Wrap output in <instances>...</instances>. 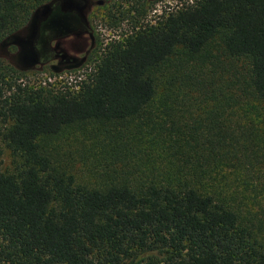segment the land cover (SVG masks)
Listing matches in <instances>:
<instances>
[{
  "label": "trees",
  "instance_id": "1",
  "mask_svg": "<svg viewBox=\"0 0 264 264\" xmlns=\"http://www.w3.org/2000/svg\"><path fill=\"white\" fill-rule=\"evenodd\" d=\"M49 1L0 0V42ZM161 1L104 0L133 29L78 91L0 55V137L18 158L0 163V264H264V0H179L140 24ZM220 31L247 86L197 58ZM86 122L120 126L94 187L42 145Z\"/></svg>",
  "mask_w": 264,
  "mask_h": 264
},
{
  "label": "rangeland",
  "instance_id": "2",
  "mask_svg": "<svg viewBox=\"0 0 264 264\" xmlns=\"http://www.w3.org/2000/svg\"><path fill=\"white\" fill-rule=\"evenodd\" d=\"M179 3V0H162L156 4L148 12L147 17L144 20H140L139 23L146 24L150 21L154 23L164 11L175 8ZM107 5L108 3H105L104 0H88L90 11L88 17L85 19L87 27L92 31V38L85 36L84 39L87 41L86 53L76 55V61L72 63V65L79 63L77 67L60 69V74L66 73L67 75L66 87L68 88L70 86L73 87L81 80L85 79L94 68L95 61L107 46L123 39L132 32L133 23H131L130 20H125L126 17L123 14H116L115 17L119 18L113 22V25L110 24V20L106 16ZM114 5L118 6L119 4L115 3ZM38 8L39 7H36L32 11L27 24L24 29L21 30L22 32L30 28L29 25L33 17L32 15H34ZM123 8V11L127 10V5H123ZM129 16L131 17L130 14L127 17ZM140 24H138V26H140ZM22 35L21 32H17L5 37L0 42V55L7 63L17 69V63L19 62L17 60L18 48L12 42L15 41L16 37ZM75 43L77 46L81 42L76 41ZM173 57H176L177 60L185 58L180 52ZM197 58L217 62L224 71L226 81H234L241 87L247 86V60L245 58L232 57L227 53L223 31L218 32L213 37L206 49L199 54ZM27 71L33 72V74L29 75V79L32 83H35V85L43 86L46 85L44 83L50 84L48 77L52 78L54 75L52 69L48 65L36 64L32 69ZM54 87L57 88V86ZM117 128H120V126L100 122H86L74 125L65 129L57 136L42 139L43 149L45 153L49 155L52 161V167L55 170H61L68 174H72L77 181L92 187L101 183H109V177L106 178L104 174V159L113 141H115L118 136V132L115 130ZM0 153L2 169L5 171H12L18 158L11 154L4 142L1 141V137Z\"/></svg>",
  "mask_w": 264,
  "mask_h": 264
},
{
  "label": "flooded vegetation",
  "instance_id": "3",
  "mask_svg": "<svg viewBox=\"0 0 264 264\" xmlns=\"http://www.w3.org/2000/svg\"><path fill=\"white\" fill-rule=\"evenodd\" d=\"M89 11L90 8L88 6L85 9L86 13L84 12L85 18L88 17ZM41 14L39 29H42L47 23L49 40L47 44H44L41 38H35L31 54L29 55L31 59L29 60L35 59L38 64L48 65L53 70L66 69L67 66L76 61V55L86 53L87 41L84 38L85 36L92 38V31L88 27H79L74 19L67 17V13H59L54 8L48 9L46 14L44 12H41ZM56 18H58L59 25L53 29L51 28V23ZM22 36H24V33ZM21 40L20 37L15 39L18 43ZM76 41L81 43L76 46ZM20 60L22 62V58Z\"/></svg>",
  "mask_w": 264,
  "mask_h": 264
},
{
  "label": "water",
  "instance_id": "4",
  "mask_svg": "<svg viewBox=\"0 0 264 264\" xmlns=\"http://www.w3.org/2000/svg\"><path fill=\"white\" fill-rule=\"evenodd\" d=\"M88 6V0H52L47 4L39 6V8L36 10L34 15H32L30 28L25 29L21 34L25 33L24 36H19L22 40L18 43L16 41H13L12 43L18 48L17 53V60L19 61L17 63L18 69L22 71H27L29 69H32L36 64H38V61L35 59H31L29 56L31 54V49L33 47V41L35 38L39 37L41 38L42 42L44 44H47L49 40L48 36V27L47 23L46 26H44L42 29H39L40 26V18H41V12L44 14L47 13L48 9L54 8L55 10L59 11V13H67V17L69 19H74L78 26L81 28L87 27L86 19L84 16V11ZM42 10V11H40ZM73 13V14H72ZM43 14V15H44ZM59 25L58 18L54 19V22L51 23V28L55 29ZM47 29V30H46ZM17 38V37H16ZM22 58V62L20 60ZM20 63V64H19ZM79 63L71 64L67 66L66 68H73L77 67ZM52 69V68H51ZM53 73H59L60 70H53Z\"/></svg>",
  "mask_w": 264,
  "mask_h": 264
},
{
  "label": "built area",
  "instance_id": "5",
  "mask_svg": "<svg viewBox=\"0 0 264 264\" xmlns=\"http://www.w3.org/2000/svg\"><path fill=\"white\" fill-rule=\"evenodd\" d=\"M66 73L60 74V73H54V75L51 77H48V81L51 86H57L60 90H66ZM80 83V82H79ZM79 83L74 85L73 87L70 86L69 89L71 91H78L79 90ZM47 84V83H44Z\"/></svg>",
  "mask_w": 264,
  "mask_h": 264
}]
</instances>
